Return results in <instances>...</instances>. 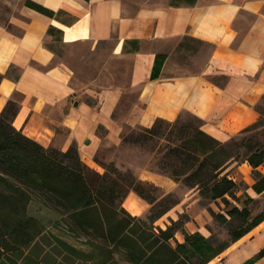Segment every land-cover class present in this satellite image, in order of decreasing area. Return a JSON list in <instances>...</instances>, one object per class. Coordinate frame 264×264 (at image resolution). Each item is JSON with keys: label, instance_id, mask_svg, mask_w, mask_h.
Returning a JSON list of instances; mask_svg holds the SVG:
<instances>
[{"label": "crops", "instance_id": "1", "mask_svg": "<svg viewBox=\"0 0 264 264\" xmlns=\"http://www.w3.org/2000/svg\"><path fill=\"white\" fill-rule=\"evenodd\" d=\"M1 1L9 8H16L14 1L21 4L8 19L18 33L0 22V114H9L12 126L43 148L66 152L76 146L91 167L99 127L117 140L120 124L151 128L157 119L174 122L188 113L201 121L205 134L225 143L260 117L264 0ZM26 1L60 14L48 17ZM50 28L61 35L49 34ZM182 40L208 47L198 52V70L181 61ZM105 42H112V55L131 60L128 82L79 93L70 67L56 63V52L84 44L94 51ZM157 55L166 58L152 80ZM140 180L167 192L175 185L149 171ZM134 205L145 208L141 198ZM262 248L259 234L234 261L243 264Z\"/></svg>", "mask_w": 264, "mask_h": 264}, {"label": "trees", "instance_id": "2", "mask_svg": "<svg viewBox=\"0 0 264 264\" xmlns=\"http://www.w3.org/2000/svg\"><path fill=\"white\" fill-rule=\"evenodd\" d=\"M26 5L48 17L60 14L30 1ZM48 33L61 35L54 28ZM165 58V55L156 56L152 80L159 77ZM190 116L198 125L192 131L182 126L183 135L189 138L188 145L169 148L160 162L161 168L177 167L176 162L181 161L182 168L171 177L175 182H179L176 177L181 175L189 188H197L211 201L223 202L225 207L219 213L212 212V216L228 229L227 241L216 244L212 237L188 233L179 221H172L165 229L155 226L176 204L155 208L169 195L157 201L151 192L152 184L131 172L120 173L113 164L104 165L106 172L91 185L87 179L88 167L76 146L66 152L43 148L17 131L10 115L2 113L0 264H208L259 226L264 222V207L254 213L258 200L248 190L264 198V145L243 142L247 150L242 161L252 167L254 183L251 186L238 183L228 174L222 175L229 165L240 160L235 138L221 143L201 130L198 118ZM181 118L180 115L174 122L157 119L144 132L154 134L162 124L176 126ZM261 121L259 117L238 136L257 128ZM130 192L151 205L146 217L133 216L123 207ZM33 202L50 211L54 218L45 223L31 216L29 207ZM178 232L183 242L176 239ZM262 258L264 248L243 264H255Z\"/></svg>", "mask_w": 264, "mask_h": 264}, {"label": "rangeland", "instance_id": "3", "mask_svg": "<svg viewBox=\"0 0 264 264\" xmlns=\"http://www.w3.org/2000/svg\"><path fill=\"white\" fill-rule=\"evenodd\" d=\"M2 2L0 0V22L8 27L10 31L18 33L15 27L8 25V19L10 16L18 15L21 2L14 1L16 8L6 7ZM112 47V42H105L98 45L94 51H91L89 45L85 44L77 48H62L60 52H56V63H65L70 67L73 74L72 85L79 93L87 89L101 90L106 87L123 86L129 79L131 60L112 55ZM177 52H180L181 61L188 65V68L198 70L200 63L203 61L202 58H199L198 52H208V47L190 40H182L179 43ZM88 102L92 101L88 99ZM257 109L262 120L261 125L241 135V137H234L235 143L238 144L236 151L237 154H240V160L229 165L222 174H228L231 179L246 184V186H251L254 180L252 167L248 162L242 161L243 154L247 150L243 142H246L247 145H264V98L258 104ZM181 117V122L178 125L168 126L162 124L154 134L145 133V128H130L120 124L122 130L120 139L117 140H110L109 131L104 127H99L96 134L101 139L100 145L93 155L91 167L86 165L88 167L87 179L89 184L94 185L98 176L106 172L104 165L110 167L112 164L120 173L131 172L139 179L145 171L172 179L173 172L182 168L181 161L176 160L177 167L166 165L164 168H161L160 162L169 148L188 145L189 138L182 133L181 128H183V125L191 131L198 125V122L187 113H183ZM78 153L80 155L79 150ZM259 170L263 172L262 168H259ZM176 178L179 179V182L172 179L175 185L169 192L154 183H149L154 186L151 192L158 199L157 201L169 195L167 200L160 201L161 204H157L155 207L157 210L176 202L154 225L165 229L172 221H179L180 227L188 233L199 232L205 237H212L216 244L227 241L229 239L228 229L219 224L212 216V212L219 213L225 207L223 202L221 200L211 201L201 195L197 188H189L183 176L179 175ZM248 193L258 200L253 210L256 214L263 209L264 198L256 197L251 190H248ZM34 197H36V194H34ZM139 198L135 192H130L123 202V207L133 216L146 217L151 205L144 200L142 201L145 208L142 211L131 210V205ZM29 214L45 223L54 218L50 211L41 209L35 202L29 207ZM251 232L249 235H245L242 240L232 244L208 264H239L240 262L236 263L234 261L235 254L238 250H247L255 237L264 234V222ZM175 237L179 242H183V236L180 232ZM66 239L73 242L69 237H66ZM255 255H252L251 258ZM255 264H264V258L258 260Z\"/></svg>", "mask_w": 264, "mask_h": 264}, {"label": "bare ground", "instance_id": "4", "mask_svg": "<svg viewBox=\"0 0 264 264\" xmlns=\"http://www.w3.org/2000/svg\"><path fill=\"white\" fill-rule=\"evenodd\" d=\"M131 210L132 211H137V208H136V206L133 204V205H131ZM228 263V262H227ZM231 263V262H230Z\"/></svg>", "mask_w": 264, "mask_h": 264}]
</instances>
